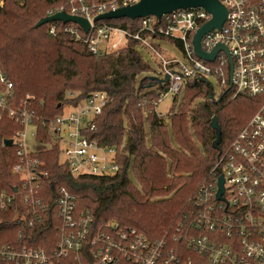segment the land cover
<instances>
[{
  "label": "built area",
  "instance_id": "obj_1",
  "mask_svg": "<svg viewBox=\"0 0 264 264\" xmlns=\"http://www.w3.org/2000/svg\"><path fill=\"white\" fill-rule=\"evenodd\" d=\"M219 1L227 8V18L220 29L204 34L200 45L210 53L221 43L229 54L221 49L213 61L199 57L194 49L195 34L213 18L202 7L176 9L160 18H138L135 30L95 18L139 0H67L57 11H48V15L66 11L86 18L88 31L75 22L53 21L49 33L57 34L63 23V31L85 43L96 56L113 53L130 40L153 50L169 75L168 81L158 84L162 91L156 99L149 100L156 112L162 99L170 94L181 96L190 81L205 78L215 79L221 91L227 89L234 97L258 98L260 105L231 144L219 151L190 198V211L183 213L171 232L152 239L118 221L97 225L90 211H78L75 196L62 187L55 200L60 218L55 247L48 251L0 241L2 259L15 264H264V0ZM157 38L175 41L185 60L163 57L150 43ZM112 100L96 90L71 110L49 118L38 113L30 94L19 98L14 83L0 69V123L10 119L19 124L7 138L12 139L9 147L17 157L11 172L19 182L10 184L12 192L0 190V212L13 206L16 216L33 227L41 211H46L41 194L49 171L38 156L44 145L64 144L65 165L74 176L118 173L124 167L118 150L92 136L96 118ZM40 125L47 129L50 141L40 139ZM28 126L34 128L35 150L28 147ZM221 176L224 192L219 198Z\"/></svg>",
  "mask_w": 264,
  "mask_h": 264
},
{
  "label": "trees",
  "instance_id": "obj_2",
  "mask_svg": "<svg viewBox=\"0 0 264 264\" xmlns=\"http://www.w3.org/2000/svg\"><path fill=\"white\" fill-rule=\"evenodd\" d=\"M66 2L4 0V5H0V69L14 83L18 97L25 98L23 92L29 91L38 113L49 118L62 113L66 102L78 105L93 91H104L112 96L113 100L96 118L97 129L92 136L100 142L119 147L127 126L129 134L125 153L117 149L118 161L124 167L109 177L74 176L66 165L60 164V148L57 145H44L38 151V156L46 162L49 171L41 194L47 209L41 211L33 227L16 216L13 206L1 211L0 241L17 247L52 250L60 225L55 200L62 187L75 196L78 211H90L97 225L102 221L114 220L122 226L135 227L152 239L160 238L174 229L182 220L183 213L190 211V198L219 154V149L214 146L217 132L211 125L213 117H218L221 127V150L234 140L252 118L260 101L245 95L234 97L227 89L221 91L217 98L208 79L190 81L182 96L183 100L190 95L188 102L183 108L181 103L170 114L173 137L184 149L177 150L164 119L149 101L158 95L153 90L158 81L148 75L151 67L137 51L136 41L130 40L113 53L96 56L85 43L64 32L63 23H59L58 32L54 35L49 33L50 23L36 27L40 19L48 16L51 8L57 11ZM138 20L121 18L110 22L135 30ZM87 59L86 69H82L80 63ZM91 86L93 89L86 91ZM72 88H79L81 93L70 100L67 94L73 95L68 92ZM145 97L147 102L144 101ZM179 97H175V101L178 102ZM179 110L182 112L177 113ZM146 122L149 125L148 133ZM18 127L19 124L10 119L0 123V190L12 192L10 184L19 182L18 177L11 172V167L17 161L15 150L4 145V140L11 138ZM191 128L203 145L204 153L200 152L193 139ZM40 131V139L45 142L51 140L42 125ZM192 142L200 154L196 165L200 171L191 175V154L195 150ZM208 149L212 152L211 156ZM160 160L167 162L165 180L162 176L164 166ZM132 161L141 189L133 185L128 175ZM170 179H175L177 183ZM179 190L181 193L178 196ZM172 191L178 192V197L170 200L154 199L151 202L157 193ZM0 264L15 263L0 257Z\"/></svg>",
  "mask_w": 264,
  "mask_h": 264
},
{
  "label": "rangeland",
  "instance_id": "obj_3",
  "mask_svg": "<svg viewBox=\"0 0 264 264\" xmlns=\"http://www.w3.org/2000/svg\"><path fill=\"white\" fill-rule=\"evenodd\" d=\"M61 1H64V0H61ZM0 5H4V0H0ZM129 25L132 26L130 23H129ZM150 43L165 58H177L179 60H185L183 51L178 46V44L173 40L157 38V39H151ZM136 48H137V51L139 52V54L145 60V62L151 67V71L148 75L157 77L159 79H163L166 75H165V69H164V66H163V63H162V60L160 59V57L153 50H151L149 47L144 46L142 44H137ZM88 61H89L88 59L82 60L80 63V67L82 69H86ZM76 80H77V78L74 79V81H76ZM210 81L213 85L215 96L218 98L221 94V90H220L215 79L210 78ZM91 89H93L92 86L89 87V89H87L86 91L91 90ZM153 90L157 91V94H159L160 91H162V87H159V85H157L156 87H153ZM23 91H25V90H23ZM68 92L73 93V95H70L69 93L67 94V97L70 100L77 98L78 95L81 93L79 88L69 89ZM190 93H191V91H190ZM23 94L27 95L30 93H29V91H25V92H23ZM183 95H184V93L178 98V102H177L174 99L175 97L172 94H170L169 96H167L166 98H164L160 101L159 106L157 108V112L161 115V118L164 119L165 125H166L168 132H169V135L172 139V143L174 144L175 148H177V150H181V151L183 148L175 141V139L173 137V128H172V122L170 119V114L173 113L175 109L179 108L181 103L183 104V106L181 105L182 108L186 105L190 95L186 96L182 100ZM80 102H83V100H81ZM69 103L70 102L65 103L66 107L64 110H68V109L71 110L74 107L73 103H70V105H68ZM181 112L182 111L179 110V112H177V113H181ZM187 115L189 116V112H187ZM145 128H146V131L148 133L149 132L148 122H146ZM190 131H191V135H192L193 139L196 141V143L198 145L200 152L204 153L205 149H204L203 145L199 142L196 134L194 133V130L191 128ZM33 132H34V128L32 126H28V128L26 129V140L28 142L29 150H35L36 147L38 146V144L36 143L35 138L33 136ZM128 134H129L128 128H127V126H125V132H124L123 140H122L121 144L119 145V147L115 146V148L116 149L119 148L122 153H125L126 144H127V140H128ZM192 143H193V145H195V150H194L193 154H191L192 155V164H193V167L190 169L191 175L197 174L200 171L199 167L196 166L200 160V154L196 150V144L194 142H192ZM55 144L60 148V151H61L59 154V162H60V164L65 165V157L63 154L64 144L59 142V141H57ZM228 146H225V147L223 146V148H227ZM208 151H209V156H211L212 152L209 149H208ZM160 163H161V165L164 166L162 176L164 177V180H165L166 179L165 174L167 171V162L166 161L161 162V160H160ZM133 164H134V162L132 161V163L128 169V175H129V178L132 181L133 185L137 189H141V184L135 175ZM170 181L174 182L175 179H173V180L170 179ZM168 182L169 181L167 180L166 183H168ZM175 183H177V181H175ZM178 183H179V181H178ZM182 183L183 182H181L180 184H182ZM173 191L172 192H166V193L165 192L157 193L156 197L152 196L154 198H152L151 202L154 201V199H169V200L174 199L177 196L178 192H179L178 196L181 193V190H179L176 193Z\"/></svg>",
  "mask_w": 264,
  "mask_h": 264
},
{
  "label": "water",
  "instance_id": "obj_4",
  "mask_svg": "<svg viewBox=\"0 0 264 264\" xmlns=\"http://www.w3.org/2000/svg\"><path fill=\"white\" fill-rule=\"evenodd\" d=\"M189 7H202L213 15V18L204 24L195 34L193 44L196 54L208 61H213L221 49L225 50L229 54L228 48L221 43L216 45L214 50L210 53L204 52L200 45L203 35L214 28L220 29L227 18V8L219 0H139V2L133 5L120 7L116 10L98 15L95 18V21L114 20L121 18H130L132 20H136L147 15H155L160 18L165 13H170L176 9ZM53 21H62L63 23L75 22L82 26L85 31H88L90 27V23L86 18L68 14L66 11H60L55 14L43 17L37 22L36 27H40ZM151 78L157 80L159 85H162L164 81L169 80V75H166L164 79H159L154 76ZM211 125L214 129H216L217 132V139L214 142V146L219 149V151H221V127L219 125L217 116L213 117ZM12 143V139L5 140V145L7 146H11ZM223 182L224 178L221 176L220 190L218 192L219 198L222 197L224 192Z\"/></svg>",
  "mask_w": 264,
  "mask_h": 264
}]
</instances>
